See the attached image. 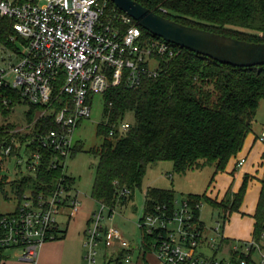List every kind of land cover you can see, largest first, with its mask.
<instances>
[{"label":"built area","instance_id":"obj_1","mask_svg":"<svg viewBox=\"0 0 264 264\" xmlns=\"http://www.w3.org/2000/svg\"><path fill=\"white\" fill-rule=\"evenodd\" d=\"M110 2L0 0V18L10 20L15 32L10 38L14 48L1 46L0 89L19 91L24 102L41 107L32 123L25 118L24 124L5 130L33 136L25 147L16 137L0 143V169L13 163L35 175L41 156L34 152L30 158L26 148L36 142L56 153L51 167H63L64 175L71 177L67 161L75 147L74 134L82 121L90 119L94 97L103 96L112 87L137 90L146 79L161 73L164 61L178 55V47L162 39H143L140 27L123 13L108 15ZM3 103L9 108L12 101ZM52 113L57 127L44 130L38 126ZM0 117L8 119L2 114ZM129 128L126 122L119 126L123 133ZM114 133L112 130L110 135ZM260 141L264 142V134ZM245 162L242 159L238 166ZM66 182V177L62 178L49 193L29 190L20 197L8 189L9 196L0 195V201L17 203L15 211L0 212V254L20 249L22 261L35 263L41 248L59 239L61 219L73 218L81 206L73 195L74 185ZM130 195L131 191L124 189L117 199ZM202 204L176 200L175 206L157 205L152 212L144 213L138 223L141 253L149 238L152 253L162 264H248L247 257L259 245L253 241L236 243L229 253L219 257L225 243L224 223L218 222L214 235L206 237L196 225L193 212ZM106 210L101 205L89 219L84 237L85 260L87 264H99L102 246L107 251L102 264H131L133 246L120 230L105 225L114 213L106 216Z\"/></svg>","mask_w":264,"mask_h":264},{"label":"trees","instance_id":"obj_2","mask_svg":"<svg viewBox=\"0 0 264 264\" xmlns=\"http://www.w3.org/2000/svg\"><path fill=\"white\" fill-rule=\"evenodd\" d=\"M134 1L184 26L241 41L264 43V0ZM107 14L115 16L122 12L110 2ZM140 29L143 39L159 40ZM13 35L12 22L0 18V46L14 48L10 42ZM102 98L104 121L97 127V136L102 143L88 153L98 159L93 198L112 214L117 200L127 203L133 199L135 191L142 187L150 165L172 162L179 175L213 168V179L219 172L225 171L231 159L243 150L247 137L252 133V122L260 102L264 100V66L239 68L224 65L178 47V55L164 61L156 78L146 79L137 90L112 87ZM3 100L12 101L9 108ZM21 104L27 107V123H32L41 107L24 102L19 91L0 89V114L5 118H9L13 109ZM130 115L132 122L126 119ZM124 122L130 124L125 133L119 130ZM38 126L44 130L57 127L54 113L46 116ZM14 127V124L0 126V143L16 137L22 147L27 146L33 135L5 131ZM112 130L115 133L110 135ZM26 150L30 158L34 152L41 156L38 172L35 175L22 173L12 181L7 176L0 177V195L9 196L8 189L20 197L29 190L36 194L49 193L64 177L66 183L75 185L76 180L65 176L63 167H51L56 156L51 149L35 142ZM83 150V143L75 142L72 157ZM249 180L246 176L240 191L230 198L224 197L220 202L208 192L191 195L188 200L193 205L208 203L223 215L225 223L230 215L240 210ZM124 189L130 190L131 195L117 199ZM175 201L173 190L147 188L145 213L152 212L157 205L175 206ZM193 212L196 225L206 233L199 210L194 208ZM253 218V242L260 245L264 239V177ZM65 233L61 231L60 239ZM146 241L148 244H144L142 257L152 253L150 239ZM4 256L2 252L0 261ZM250 257H247L248 264Z\"/></svg>","mask_w":264,"mask_h":264},{"label":"rangeland","instance_id":"obj_3","mask_svg":"<svg viewBox=\"0 0 264 264\" xmlns=\"http://www.w3.org/2000/svg\"><path fill=\"white\" fill-rule=\"evenodd\" d=\"M1 50V46H0ZM2 52L0 51V56ZM103 98L102 96H95L93 99L92 105V115L90 119L82 121L74 134V142H82L84 145V150L79 152L70 158L67 161V170L68 173L76 180L74 185V192L73 195L77 196L79 202L81 203L80 211L81 215L83 214L82 219L76 218L69 222L68 218L61 219V230L62 228H68V243H70V247L76 256L74 258V262L72 264H79L77 262L78 257L80 256L79 247H77L76 242L77 239L81 238L83 240V247L85 238L83 236V230L87 224L86 217L93 215V213L98 212L101 208L100 203L93 198V186L95 184L96 178V166L98 164V159L88 153L90 149L98 147L102 143V139L97 136V127L100 123L104 121L103 117ZM27 107L23 104L17 105L14 108L13 114L8 118L4 119L0 117V124H24L26 115L25 112ZM127 121L132 122V115L128 116ZM264 132V100L260 102V106L258 108L257 115L252 122V135L262 136ZM235 160V159H234ZM233 160V161H234ZM231 166V163L229 167ZM261 166L258 167V169ZM241 168L237 169L234 175H230L231 182L226 193L220 198H230L234 194V187L236 186V177L240 174ZM226 170L223 172H219L216 177L215 181H217V177L221 174H226ZM22 173H25V169L23 166L16 167L13 163H7L4 167L0 169L1 177L7 176L9 181L15 180L21 176ZM257 174V171H256ZM236 176V177H235ZM245 176V175H244ZM214 177V169L213 168H203L199 170L189 171L186 175H179L175 172L174 166L172 162H159L148 167L146 175L143 179L142 187L137 189L134 193V200L130 203H122L120 200L116 201L114 207L113 217L107 219L105 225L109 227H117L121 232H123L125 238L131 242L132 244L138 245L140 240V229L138 227V223L140 219L143 217L145 213V193L147 188L154 187V188H163L165 190H173L176 194V200L179 202L187 201L191 195H203L204 193L208 192L210 195L213 194L212 190L216 188V185L213 184L210 186V182ZM245 177H243L244 179ZM250 181V180H249ZM252 181V180H251ZM251 184V183H250ZM243 185V184H242ZM249 185V183H248ZM224 182L223 178L220 181V189L223 193ZM242 187V186H241ZM259 187V181L257 178L253 180V183L247 186V190L243 199L248 197V203L251 202V192H249L248 188L254 189ZM241 189V188H240ZM211 192H210V191ZM240 191V190H239ZM238 191V192H239ZM218 192V191H217ZM237 192V193H238ZM248 192V193H247ZM236 193V194H237ZM229 195V196H228ZM231 195V196H230ZM247 195V196H246ZM216 196V195H214ZM223 200V199H222ZM217 200V201H222ZM259 200V199H258ZM242 202V204H243ZM258 203V202H257ZM242 204L240 207H242ZM17 207L16 202L12 203H5L0 201V212L3 214L11 213L15 211ZM257 207V204H256ZM109 213V209L105 211V215L107 216ZM237 213L234 212L232 216ZM200 219L205 222L207 226H214L216 221H220L222 224L224 223V218L221 213L211 207L208 203H203L199 209ZM228 220L225 222V226ZM227 230V228H225ZM62 234L59 235V238ZM234 245H237L234 242ZM100 252V259L99 264L104 256L105 250L102 246L99 247ZM256 252V253H255ZM254 258L259 260L260 253L259 251H255ZM253 253V254H254ZM22 254V250L14 249L9 251V255L11 256V261H18V255ZM221 257V255H218ZM252 257V255H251ZM70 258V257H69ZM70 264V263H69ZM81 264V263H80ZM87 264L85 260V248L83 251V263Z\"/></svg>","mask_w":264,"mask_h":264},{"label":"crops","instance_id":"obj_4","mask_svg":"<svg viewBox=\"0 0 264 264\" xmlns=\"http://www.w3.org/2000/svg\"><path fill=\"white\" fill-rule=\"evenodd\" d=\"M262 136L259 137L257 135L250 134L246 139L243 150L238 154L236 158L231 159V161L229 162L226 168V171H227L226 174H221L220 176H218L217 181L215 182H214L215 178L214 179L212 178L214 182V186L216 185V188L212 190L213 194H211V196L213 198H217V200L224 199V198H220L219 196H222L226 193L229 187V184L232 180L230 175L231 176L234 175L237 169L241 168V171H240V174L238 175V178L235 176L236 186L233 189L234 194H236L240 190L242 184L244 183L245 178L243 179V177L248 176L250 178L249 185H248L249 187L253 183V180L255 178H257L259 181V187H256L251 190L248 188L249 192H251V202L248 203V197L245 198L242 204V207H240V210L237 213H235L233 216L232 215L229 216L226 226L224 223V226L222 228V234L226 241L223 244L222 249L218 255L225 256L227 253H229L231 251V247H233L234 245V242L245 243V242L253 241V232H254V225H255V220L253 216L256 212V208H257L256 204H258L257 202L259 201L258 199L261 194V180L264 177V142L260 141V138ZM242 159H246V162L242 166H238L239 162ZM230 163H231V166L229 167ZM259 166L261 167L258 169ZM256 171H257V174H256ZM222 178L224 182V187L222 188L223 193L221 192V189H220V181ZM213 182H210V186L213 184ZM151 188H154V187H151ZM133 200H134V197L128 203L132 202ZM80 213L81 211H79V213L76 214L73 219H76L77 217L82 219L83 214L81 215ZM91 216L92 215H90L89 217L85 216L87 220L84 222H87V224L83 230L84 237H85V232L87 230L89 219L91 218ZM64 218H68V217H63L62 219ZM68 219H69V222L72 220V218H68ZM62 222L65 223L64 220ZM201 222L205 225L206 237H211L214 235L213 234L214 227L220 221H216V224L210 227L207 226L204 221L201 220ZM225 228H227V230H225ZM62 229L66 232L64 234V237L61 239L59 238L55 241L47 242L41 248L38 259L35 263L22 261L21 255H18V258H19L18 261H11L10 260L11 256L9 255L10 250H8L6 251L5 256L3 260H1L0 264H69V263L72 264L76 256L74 255V252L69 245L70 243H68L69 242L68 241V238H69L68 228L66 229L62 228ZM121 233L123 234V232ZM140 244L141 242H139L138 245L132 244L134 252H132L133 260L131 264H162L158 260L156 255L153 253L147 254L145 257H142L143 253H141L140 251ZM76 245L77 247H79V250H80V256L78 257L77 262L79 264L80 263L82 264L83 263V251H84L83 240L81 238L77 239ZM259 247H260L259 249H254L253 252L251 253L252 257H250L249 264H264V239L262 240ZM255 251H259L260 253L259 260L254 258V255L256 253ZM205 252L207 254H211L209 250H205ZM105 253H107L106 250H105ZM103 260H104V257H102L101 261Z\"/></svg>","mask_w":264,"mask_h":264},{"label":"water","instance_id":"obj_5","mask_svg":"<svg viewBox=\"0 0 264 264\" xmlns=\"http://www.w3.org/2000/svg\"><path fill=\"white\" fill-rule=\"evenodd\" d=\"M117 10L152 36L176 47L239 68L264 66V43L241 41L181 25L134 0H110Z\"/></svg>","mask_w":264,"mask_h":264}]
</instances>
